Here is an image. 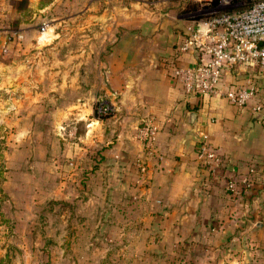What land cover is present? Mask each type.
<instances>
[{
    "label": "crops",
    "instance_id": "0c3cea01",
    "mask_svg": "<svg viewBox=\"0 0 264 264\" xmlns=\"http://www.w3.org/2000/svg\"><path fill=\"white\" fill-rule=\"evenodd\" d=\"M171 4L0 0L4 80L19 88L23 102L48 99L84 124L83 143L66 147L83 154L67 158L69 165L89 167L81 177L77 170L68 174L62 196L73 239L82 228L89 233L86 245L118 247L139 264H231L253 255L264 262V117L253 111L261 102L264 114V74L256 65L224 69L223 90L248 80L257 86L242 106L221 93L185 94L171 68L207 55L199 45L179 51L188 21L173 14ZM99 98L113 105L101 119ZM147 121L155 126V153L139 133ZM203 134L222 156L216 176L199 161ZM138 159L147 163L145 178H139ZM230 176L238 192L226 187Z\"/></svg>",
    "mask_w": 264,
    "mask_h": 264
},
{
    "label": "rangeland",
    "instance_id": "374dc122",
    "mask_svg": "<svg viewBox=\"0 0 264 264\" xmlns=\"http://www.w3.org/2000/svg\"><path fill=\"white\" fill-rule=\"evenodd\" d=\"M253 1L172 0L169 8L189 22ZM4 72L0 68V264H139L122 257L118 247L86 245L89 233L82 228L76 229L79 238H72L75 231L67 226L69 201L62 196L69 189L68 174L77 170L81 177L89 167L69 165L67 158L82 159L83 154L66 147L72 141L83 143L84 124L54 109L57 105L48 99L23 102L19 88L5 82ZM66 95L64 91L61 97ZM168 264L203 263L173 259ZM231 264L264 262L253 255Z\"/></svg>",
    "mask_w": 264,
    "mask_h": 264
},
{
    "label": "built area",
    "instance_id": "2783aa9c",
    "mask_svg": "<svg viewBox=\"0 0 264 264\" xmlns=\"http://www.w3.org/2000/svg\"><path fill=\"white\" fill-rule=\"evenodd\" d=\"M202 27H198V24ZM17 38H21L16 33ZM194 45L203 46L207 57L191 64H174L171 74L178 79L185 94H223L231 103L245 105L256 94L257 86L252 80L236 87L223 90L221 82L224 69L231 64L256 65L264 74V0H255L248 6L210 16L204 20H190L186 32L179 44V51L184 53ZM113 110L111 102L99 98L95 106V114L99 119L109 115ZM253 111L263 114V106L258 102ZM139 133L148 153L156 151L155 126L150 121L144 122ZM198 157L201 166L211 176H216L222 166V156L203 134L198 145ZM140 170L139 178H145L148 170L144 159L137 160ZM244 184L250 179L241 177ZM226 187L231 192H238L235 177L226 180Z\"/></svg>",
    "mask_w": 264,
    "mask_h": 264
},
{
    "label": "water",
    "instance_id": "95a60500",
    "mask_svg": "<svg viewBox=\"0 0 264 264\" xmlns=\"http://www.w3.org/2000/svg\"><path fill=\"white\" fill-rule=\"evenodd\" d=\"M195 112L191 111L188 113V120L189 121H192L194 118H195Z\"/></svg>",
    "mask_w": 264,
    "mask_h": 264
},
{
    "label": "trees",
    "instance_id": "16d2710c",
    "mask_svg": "<svg viewBox=\"0 0 264 264\" xmlns=\"http://www.w3.org/2000/svg\"><path fill=\"white\" fill-rule=\"evenodd\" d=\"M216 1V0H215Z\"/></svg>",
    "mask_w": 264,
    "mask_h": 264
}]
</instances>
